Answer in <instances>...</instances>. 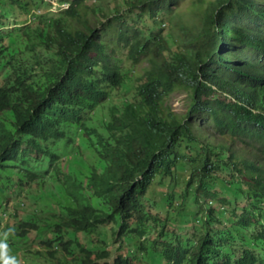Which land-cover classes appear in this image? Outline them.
<instances>
[{"label":"trees","instance_id":"trees-1","mask_svg":"<svg viewBox=\"0 0 264 264\" xmlns=\"http://www.w3.org/2000/svg\"><path fill=\"white\" fill-rule=\"evenodd\" d=\"M33 1L12 3L27 16ZM173 1L128 3L155 19ZM58 2L68 7L0 32V186L32 195L35 208L19 216L16 236H45L37 254L52 264H256L246 245L264 244V2L200 3L193 21L172 19L170 42L120 15L118 26L109 19L100 30L85 0ZM115 27L127 60L149 65L139 100L108 104L130 77L103 38ZM176 90L188 92L186 115L167 104ZM200 115L225 139L208 136ZM180 161L192 164L180 197L194 191L195 241L169 235V219L159 222L142 200ZM166 198L172 206L174 194ZM119 241L129 243L123 252Z\"/></svg>","mask_w":264,"mask_h":264},{"label":"rangeland","instance_id":"rangeland-1","mask_svg":"<svg viewBox=\"0 0 264 264\" xmlns=\"http://www.w3.org/2000/svg\"><path fill=\"white\" fill-rule=\"evenodd\" d=\"M210 1L212 0H174L173 4L170 5V8L168 10L159 11L155 19L149 18L147 13L141 12L130 6L131 4L128 3V0H85L84 10L87 11V16L91 20V24L97 26L100 30L103 29L102 22L109 19H111L113 24L118 26L120 24V19H116V16L120 15L122 18H125L128 23L140 28L144 32V35L150 37L152 33L161 31V34L170 42L168 32L173 29L172 19L175 17L179 18L180 16L183 20L191 22L195 19L192 9L197 5H200V3L203 6H206ZM262 1L264 2V0ZM47 3H50L51 5L48 6ZM39 6L40 8H38ZM64 7V5L59 4L58 0H44L42 5H40L37 0H34L33 5H30L31 10L26 16L23 8L20 7V5L13 4L12 0H0V23L3 21L6 24L5 27H2L0 24V32H6L10 28H18L22 23H26L24 22V19L28 16L32 18L34 14L47 15L49 12L56 13ZM93 7L96 8V13L92 9ZM11 16H13L12 19L16 18L18 20V25H15V22L11 20ZM27 20V22H30L29 17ZM116 30L117 28L115 27L111 29V32L105 31L103 33V38L111 43V47L109 48L110 52H112L113 46L116 61H118L123 69L129 71L130 77L127 80L126 86L115 88L112 92L113 95L117 97L115 98L116 101H123V99L137 101L139 100V97L136 92V86L142 81L144 70L149 65V62L147 59H142L133 66V64L126 58L128 48L117 46L114 42L116 39ZM167 104L173 112H176L179 115H186L189 112L190 107L188 92L185 90H176L167 98ZM196 122L198 125L202 126L204 132L208 134V136L213 137V139H225V137L218 134L215 122L210 116H197ZM236 145H240V142L238 141ZM191 167V163H183L180 161L178 163V168L174 173V177L168 176L161 178L160 176H157L142 200L152 211V216L159 218V222L169 219L167 221L169 235L170 232L179 233L180 235L188 236L191 240L195 241L199 236L197 232L200 228L201 221H198L200 217H197L198 219H196L195 216L199 208L193 197L194 191L190 189L186 198L183 199L180 197L187 187ZM216 184L217 187L222 186L219 182ZM0 191H3L2 186H0ZM2 193L4 197L0 202V215L2 216L0 232H4L8 228H14L15 232H20L16 223L19 220V216L25 217L34 211L33 197L32 195H27L26 192H18L13 188L7 189ZM35 193L36 192L33 190L32 194ZM167 193H173L175 196L172 206L169 205L166 198ZM38 205L41 206V203H38ZM212 205L218 207L216 202H213ZM262 222L264 224V220ZM107 237L109 238L110 235H107ZM155 238V234L149 236L150 241ZM43 239H46V237L39 236L36 237V239H33L32 237H28V239L20 238L14 233V235L10 236L8 240L11 254L17 256L20 259L21 264H52V261L48 258L47 254H45V256L37 254L38 251L45 252L42 245ZM113 245L114 244L109 242L108 248H113ZM128 245V241H119L117 243V246L121 248L122 252L126 250ZM131 246L134 247V243L131 244ZM78 251V249H75L74 254ZM66 261L67 264H75V261L71 260V258H67ZM132 264L144 263L137 259L132 260Z\"/></svg>","mask_w":264,"mask_h":264},{"label":"clouds","instance_id":"clouds-1","mask_svg":"<svg viewBox=\"0 0 264 264\" xmlns=\"http://www.w3.org/2000/svg\"><path fill=\"white\" fill-rule=\"evenodd\" d=\"M60 5H64L65 6L64 8L68 7V4H60ZM28 17H29V19H31L30 16H28ZM5 26H2V27H5ZM113 96H114L113 92H111V98L107 102L108 104L111 103L110 100L113 99ZM14 233H15V229L14 228H8L6 231L0 232V264H21L20 259L17 256L11 254V249H10V246H9V243H8L9 237L14 235ZM246 246L248 248H251V250H255V253H256V256H257L256 264H264V261H263L264 260V244L259 243L258 245L253 244L252 246H248V245H246ZM244 247L245 246H243V245L241 247L238 245L237 249L239 251H238L237 254H240L241 253V249L244 248Z\"/></svg>","mask_w":264,"mask_h":264}]
</instances>
